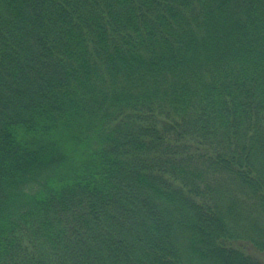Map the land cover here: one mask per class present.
<instances>
[{"label": "trees", "instance_id": "16d2710c", "mask_svg": "<svg viewBox=\"0 0 264 264\" xmlns=\"http://www.w3.org/2000/svg\"><path fill=\"white\" fill-rule=\"evenodd\" d=\"M0 264H264V0H0Z\"/></svg>", "mask_w": 264, "mask_h": 264}]
</instances>
